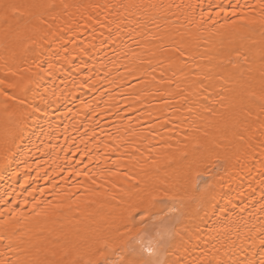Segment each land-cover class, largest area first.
I'll use <instances>...</instances> for the list:
<instances>
[{
    "label": "snow or ice",
    "instance_id": "6c2138e0",
    "mask_svg": "<svg viewBox=\"0 0 264 264\" xmlns=\"http://www.w3.org/2000/svg\"><path fill=\"white\" fill-rule=\"evenodd\" d=\"M69 7L84 6H70L57 3L56 0H0V50L3 52L0 60L3 61L5 73L0 77V113L3 117L0 119V167L7 169L16 162L20 153L14 150V146L18 148L16 142L24 136V121L31 120L36 125L41 124L48 119V110L56 103L47 95V89L38 93L39 102L35 96H29V93L41 87L45 75H51L43 63L36 62L38 71L32 72L27 78L20 74V65L27 62L28 55H40L36 49L39 48L38 41L44 35V27L49 30L47 35L55 36L56 32L51 31L54 25L49 21L60 19L63 10ZM126 7L163 10L173 5L131 4ZM176 7L190 12L188 23L194 24L195 30L182 31V25L172 22L164 26L162 31H159V24L155 25L158 29L155 33L151 30L141 31L140 35L146 42L141 41L138 46H142L145 52L138 59L140 65L147 64L150 68L129 67L127 71L136 85L142 86L140 93L164 97V103L170 107L186 104L184 111L197 113L195 118L175 117V121L181 122H173L172 131L182 130L177 131V135H182L183 140L177 139L175 145L165 144V150H155V155L151 154L153 149L150 148V155L147 157L150 163L147 166L153 169L151 172L136 173L131 168L125 172L107 169L109 176L121 177L120 180L106 181L111 183V188L106 189L105 198L115 201L111 206L119 208V213L111 215L106 221L107 229H76L75 232L68 230L54 237L50 233L49 237H37L35 240L21 239L18 246L24 256H18L16 260H0V264H187L183 253L188 251L187 246L208 227L210 213L214 211L219 194L213 190L216 185L204 179L209 166H217L211 164V152L190 158L189 153L182 151L180 146L183 144L186 149L188 144L184 142L187 141L199 149L203 147L202 138L209 144H215V133L226 129L247 130V118L253 115V109L259 113L257 119L264 115V0H256L255 5H240L237 0L235 5H228L230 13L226 12L224 4H219L216 6L220 9L216 13L219 19L210 13L205 17L202 6L197 4L188 3ZM197 8H200L199 20H196ZM256 9H259L256 17H250L248 13L255 12ZM220 12L225 15L221 17ZM149 22L154 23V20L149 18L145 21L141 13V18L136 20L138 31L146 28ZM209 23L210 27L206 28L205 25ZM205 32L218 38L219 46L214 50L215 54L208 49L201 51L203 45L211 42L204 35ZM79 48L81 57L89 54L83 41ZM133 56H137V53L133 52ZM144 56L148 58L144 59ZM205 60L208 62L204 63ZM51 67L53 66L49 61L48 68ZM31 70L32 65H29L22 71ZM254 72H258V78L253 75ZM29 85L33 87L30 88ZM151 89L155 90L150 91ZM130 92L133 100L139 99L140 93L136 91V86L130 85ZM52 95L55 96V92ZM201 101L204 103L201 104ZM193 104L199 108L194 109ZM174 110L181 111L179 107ZM199 111L208 113L207 122L203 125L199 121L205 118L199 115ZM148 115L151 116L152 113L149 112ZM185 120L190 122L189 125L182 123ZM168 123L169 120L165 119L164 124ZM259 126L264 129V121H260ZM151 127L154 128L155 125ZM92 131L94 133L95 130ZM134 133L133 128L129 134ZM87 135L88 129H85L81 137V142L85 145L87 141L83 137ZM261 136H264V132H261ZM237 139L244 141L245 137L238 135ZM72 143L76 145L75 140ZM133 147L134 151H140L134 144ZM112 150L116 151V147ZM79 151L78 145L74 151L69 147V152L65 153L66 161L69 153ZM234 155L237 163L250 158L246 153H241L239 144L234 146ZM91 162L92 156L85 147L79 157L67 163L66 169H61L67 170L69 176L85 175V181L90 183L77 182L75 185L77 192L83 189L82 194L56 192L55 199L67 196L70 201L67 204L37 200L32 205V218L48 219L58 216L64 208L81 213V204L96 203L89 200L88 196L98 194L102 185L97 184L92 173L83 171ZM23 163L30 170L27 162ZM258 163L259 174L264 177V160ZM76 164L81 165V168L75 167ZM220 180L223 181V177ZM126 185L130 186L125 187ZM219 186L224 187V183ZM133 189L138 195L125 200L124 194ZM261 189L260 211L264 212V179L261 180ZM3 203L4 208L0 209V242L6 243L8 249L15 250L13 236L16 235L14 229L17 223L14 221L18 217H27L23 208L17 211L16 208L8 207L7 201ZM73 204L76 205L75 208ZM220 211L223 213L226 208L222 207ZM5 212L8 213L7 216ZM185 220L189 223H184ZM252 239L253 244L258 241L264 251V225ZM57 248L61 249L63 257L67 259H54ZM229 251L232 250H226L221 255L219 248L215 251L207 249L195 264H257L248 257L244 248L240 249L244 253L243 257L235 252L230 256ZM258 264H264V254Z\"/></svg>",
    "mask_w": 264,
    "mask_h": 264
},
{
    "label": "bare ground",
    "instance_id": "6f19581e",
    "mask_svg": "<svg viewBox=\"0 0 264 264\" xmlns=\"http://www.w3.org/2000/svg\"><path fill=\"white\" fill-rule=\"evenodd\" d=\"M56 2L84 7H69L63 10L60 19L49 21L54 25L51 31L56 32L55 36L47 35L49 30L42 26L44 35L38 41L39 48L36 49L40 55L37 57L30 54L27 62L20 65V74L27 78L32 72L38 71L35 67L36 62L43 63L51 75H45L41 87L29 93V96H35L36 101L39 102L38 93L47 89V95L56 103L48 110V119L41 124L36 125L31 120L24 121V136L22 140H17L18 148L14 146V150L20 153L16 162L7 169L0 167V209L4 208L3 202L7 201V206L16 208L17 211L23 208L27 217H18L14 221L17 223L14 229L16 235L13 236L15 250L8 249L6 243L0 242V260H16L18 256L23 257L24 252L18 246L21 239L35 240L37 237H49L50 233L54 237L68 230L75 232L76 229L108 228L106 221L111 215L118 214L119 208L111 206L115 201L105 198L106 189L111 188V183L106 181L120 180L121 177L109 176L107 169L125 172L131 168L136 173L151 172L153 169L147 166L150 163L147 160L150 155L149 149H153L151 154L155 155V150H165V144L175 145L177 139L183 140L182 135H177V131L182 130L172 131L173 122H181L175 121V117L195 118L197 114L195 111L193 113L184 111L187 108L186 104L170 107L164 103V97L140 93L142 86L136 85V81L127 71L129 67L150 68L147 64L139 63L138 57L143 55L145 49L138 44L141 41L146 42L140 32L151 30L155 33L158 31L156 24L161 26L159 31H162L164 26L172 22L182 25V31L195 30V25L188 23L190 12L176 6L197 4L202 6L205 17L210 13L214 18L219 19L216 13L220 9L216 6L224 4L226 12L230 13L231 8L228 5H235L237 0H56ZM245 3L255 5L256 0H239L240 5ZM131 4H164L173 7L163 10L150 7L139 9L126 7ZM89 5L98 7L93 8ZM237 11L239 13V8ZM257 12L259 9L248 14L250 17H256ZM141 13L145 21L151 18L154 23L149 22L146 28L138 31L136 20L141 18ZM224 15V12H220L221 17ZM199 19L200 8H197L196 20ZM205 27H210V23ZM204 35L211 42L203 45L201 51L208 49L215 54L214 50L219 46L218 38L208 32ZM81 41L89 49V54L83 57L79 54ZM101 41L104 43L101 44ZM29 51L31 52V49ZM133 52L137 53V56H133ZM0 55H3L2 50ZM49 61L53 66L51 68H48ZM29 65H32L31 72H23L22 70ZM4 75L3 61L0 60V77ZM253 75L257 78L259 76L258 72H254ZM130 85L136 86V91L140 93L139 99H132ZM28 87L32 88L33 85ZM53 92L55 96L52 95ZM203 103L201 101V104ZM175 107H179L181 111H175ZM193 108L198 109L199 106L193 104ZM149 112L152 113L151 116L148 115ZM199 115L205 118L199 123L205 124L208 113L199 111ZM257 115H259L258 111L253 109V115L247 118V130L226 129L215 133V144H209L202 138L203 147L199 149L187 141L184 142L188 144L186 149L183 148V144L180 146L182 151L189 153L190 158L193 155L211 152V164L217 166H209V172L204 179L213 182L216 185L213 190L219 194L214 204V211L210 213L208 227L198 239H194L187 246L188 251L183 253L187 264H195L207 249L215 251L219 248L221 255L231 249L230 256L235 252L243 257L244 253L240 249L244 248L248 257L257 264L264 254L259 242L253 244L252 239L264 225V212L260 211L261 180L264 177H261L258 171V162L264 160V155H261L264 153L262 146L264 136H261L264 129L259 126L260 121H264V115H260L259 119ZM2 118L0 113V119ZM165 119L169 120L167 125L164 124ZM182 123L187 126L190 122L185 120ZM151 125L155 127L152 128ZM133 128L135 133L130 135ZM85 129H88V135L83 139L87 141V145L81 142ZM238 135H243L245 140H238ZM73 140L80 151L69 153L66 161L65 153L69 152V147L73 151L76 147L72 143ZM133 144L140 151H134ZM238 144L241 145V153H246L250 157L242 160L241 163L236 162L234 155V146ZM53 145L60 147L53 148ZM114 146L116 151L112 150ZM85 147L92 156V162L83 171L92 173V178L97 184L102 185L98 194L88 196L89 200H94L96 203L81 204L82 214L64 208L60 210L61 214L58 216L48 219L32 218V205L37 200L67 204L70 203L68 197L63 196L62 199L56 200V192L73 195L83 193V189L77 192L75 185L77 182L90 183L85 181V175L69 176L67 170L61 169H66L67 163L79 157ZM23 161L27 162L30 170ZM74 166L81 168L78 164ZM221 177L223 181L220 180ZM220 183H224V187L221 188ZM128 186L130 185L125 187ZM137 195L138 193L133 189L124 194L123 198L127 200ZM75 207L76 205L73 204V208ZM222 207L226 208L223 213L220 211ZM7 215L8 213L5 212V216ZM74 217L77 219H73ZM184 223L189 221L185 220ZM179 229L180 226L177 230ZM62 258L67 259L63 257L61 249L57 248L54 259L59 261Z\"/></svg>",
    "mask_w": 264,
    "mask_h": 264
}]
</instances>
